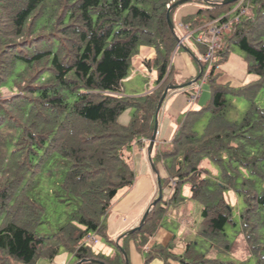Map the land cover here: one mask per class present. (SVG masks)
<instances>
[{
  "label": "trees",
  "instance_id": "16d2710c",
  "mask_svg": "<svg viewBox=\"0 0 264 264\" xmlns=\"http://www.w3.org/2000/svg\"><path fill=\"white\" fill-rule=\"evenodd\" d=\"M180 1L0 0V264L52 262L61 250L70 264H130L131 242L143 264H247L253 257L264 264V107L257 103L264 90V0H247L238 20L227 16L238 1L174 6ZM192 3L198 11L181 21L189 30L215 20L229 25L208 70L210 98L185 114L165 148L153 147V168L160 163L166 174L161 190H172L165 206H152L139 231L110 240L112 255L97 254L85 238L108 239L112 204L134 184L132 159L125 155L151 139L164 90L179 85L169 67L177 43L174 14ZM195 45L206 53L205 44ZM142 46L155 50V60L144 65L156 69V88L124 96L122 83ZM234 46L245 56L247 75L255 77L238 87L219 82ZM199 64L202 78L207 64ZM227 96L248 102L238 122L226 118ZM127 110L132 115L122 125ZM206 115L198 134L194 128ZM205 160L215 174L202 167ZM184 184L201 206L200 246L188 242L177 254L172 242H149L167 206L183 201ZM230 192L241 203L237 220ZM50 206L61 210L43 233Z\"/></svg>",
  "mask_w": 264,
  "mask_h": 264
},
{
  "label": "rangeland",
  "instance_id": "374dc122",
  "mask_svg": "<svg viewBox=\"0 0 264 264\" xmlns=\"http://www.w3.org/2000/svg\"><path fill=\"white\" fill-rule=\"evenodd\" d=\"M184 5H188V4H184ZM184 5H182L181 7H183ZM192 5H194V3H192ZM181 7H179L176 10L175 14L180 10ZM196 7L198 6L196 5ZM180 24L183 25L182 22L179 23L174 22L175 32L177 34V43L171 58L174 55L182 53L181 48H183L185 44L187 43L194 44L193 39L192 40L189 39L184 41L180 46H178V42L183 37L182 30L180 29ZM196 36L197 34H194V38ZM132 72H133V68L129 73L131 79L133 78ZM219 72L223 74L222 77L219 79V81L222 83L223 81L229 82L232 86H238V84L241 85L255 80L254 76L247 75L245 71V56L235 46L232 47L227 62L220 67ZM154 77L155 75H153V77H149V73L147 77H141L140 75H136L134 77L133 82L123 84L124 88L126 89L125 92L128 93L130 89H134L135 92H137L136 96L143 95L146 90H149L151 87H153ZM125 96L127 95L125 94ZM226 99L228 100V104H229L226 115L227 120L238 122L242 118L245 111L247 110L248 102L245 101L243 98L233 97V96H227ZM257 103L258 105L264 107V90L260 93ZM190 107H193L195 109L197 105L193 103ZM131 115H132V110H127L126 112H124L119 119L120 124L126 125L129 122ZM207 119H208V115L201 118L199 122L196 124L194 129L198 134L202 133L203 128L207 124ZM182 120H183V116H180L177 119H175L172 124L173 127L176 129L181 124ZM158 139L164 140L165 138L164 136H162L159 137ZM149 141L143 140L141 144L134 146V149L128 151V154L125 155L126 157H130L132 159V165L135 176L134 184L131 188L121 190L118 193L116 199L122 201L121 204L118 205V208L124 206L122 205L124 203H127L128 206L124 207L122 209L123 211L121 212L117 209L113 210L112 211L113 213L111 212V214L105 220L106 226L111 224H115V225L126 224L128 226L131 224L129 226L130 230L133 227L134 228L138 227L146 212L157 201L158 199L157 177L165 179L166 174L164 168L160 163L157 164L156 170L152 168V162L150 163L147 153ZM158 142L159 140L157 141V145L159 148L166 147L164 143L162 146H159ZM152 155H153V150H152ZM202 167L207 171H209L211 174H215L217 172L215 166L207 160H205L202 163ZM172 186H174V184H172ZM161 191H162L161 201L159 200L158 201L159 203L158 202L157 203L162 206H165L164 202L169 200L172 190L171 188L163 187ZM226 195H227L226 198H228L227 201L233 207V218L234 220H237L238 211L241 209V203L238 201L236 196L233 195V193L230 192L227 193ZM180 197L183 199V201L181 200L179 204H172L170 206H167V209L163 212L162 219L160 222V226H161L160 232L163 231L167 232L164 235L166 239L172 242V245L174 246V251L177 254H181L184 245L188 242H193L195 244V247L200 246V238L197 237L196 231L198 224L200 222L201 206L190 199L188 184L182 185ZM49 208L50 209L48 214V223L43 225V228L41 230V232L43 231V233L50 232V230H47V226H52L53 223H56V219L58 218L59 211L61 210L58 207L55 208L50 206ZM226 231L231 236V229L227 228ZM109 233L110 232L107 227L106 234L108 236V239L97 237L93 234H90L86 236L85 242L91 246L93 251L98 250L100 252L106 254L108 253V255H111L114 253L115 246L111 245L109 241L112 240L116 242L120 236ZM125 233H123L121 236H123ZM105 250H107V252H104ZM145 250H147V247H144V251ZM59 253L61 256H68V258H70L71 261V256L67 252L61 250ZM235 257L237 259L243 258L240 253L236 254ZM152 262H153L152 264H156L157 260ZM254 263H255L254 257L249 258L247 264H254Z\"/></svg>",
  "mask_w": 264,
  "mask_h": 264
},
{
  "label": "crops",
  "instance_id": "0c3cea01",
  "mask_svg": "<svg viewBox=\"0 0 264 264\" xmlns=\"http://www.w3.org/2000/svg\"><path fill=\"white\" fill-rule=\"evenodd\" d=\"M197 9L198 7H196V5H192V4L184 5L175 14L174 22L175 23L181 22L183 18H186L188 16L195 14L197 12ZM181 49H182V53H179L172 57L169 67L172 66L174 70L175 79L179 84L178 86H184V87L177 88L176 90H169L159 110L158 118H157L158 119V130H157V135H156L157 141L159 140L158 142L159 146H162L163 143L164 145H167L168 142L175 135L176 130L180 126L179 125L176 129L173 127L172 124L175 119H177L180 116H183L184 118L185 114L189 110L194 109L193 107H190L193 103L197 105L196 108H199V107L204 106L210 98V91H209L208 85L206 84V82L202 80V78H198L199 73H201L202 67L199 64L200 54L196 46L194 44L187 43ZM155 58H156V54H155L154 49L150 47H145V46L140 47L138 50V53L132 59L131 69L133 68V72H132L133 78L131 79V76H128V78L125 79L122 84L133 82L134 77L136 75H140L141 77H147L149 73V77H153V75H155L153 79L154 85L149 90H146L143 95L154 90L156 88L155 82L157 80V71L155 68L147 69L144 63L148 61H154ZM222 75L220 76V78L222 77ZM223 83H229V82L223 81ZM241 85L238 84V86H241ZM238 86H234V87H238ZM125 90L126 89L124 88V85H123L122 91H123L124 96L125 94L128 97L137 95V92H135L134 89H130L128 93H126ZM191 97H195L196 98L195 101L193 102L190 101ZM162 136H164L165 138L164 140L158 139L159 137H162ZM157 141L155 140L156 144H157ZM121 202H122L121 200L120 201L117 199L114 200L112 207L106 218H108V216L111 214L113 210L117 209L121 212L123 211L122 209L124 207L128 206L127 203H124L122 204L124 206L118 208V205H120ZM130 225L127 226L126 224L124 225L111 224L106 227H108L109 229V232H110L109 234H115L121 237L123 233H125L126 231L128 232V230H130V227H129ZM165 233L167 232L166 231L160 232V229H159L154 235V237L150 240L149 243L153 244L156 242L161 245L168 244L170 240L166 239L164 235ZM128 251H129L128 256H129L130 264H143V256L140 252H138L135 249L133 242L129 244ZM95 252L97 254L109 256L108 253L106 254L98 250ZM104 252H107V250H105ZM35 264H70V258H68V256H61L60 253H58V255L55 257V259L52 262L39 260ZM156 264H160V262L157 261Z\"/></svg>",
  "mask_w": 264,
  "mask_h": 264
},
{
  "label": "built area",
  "instance_id": "2783aa9c",
  "mask_svg": "<svg viewBox=\"0 0 264 264\" xmlns=\"http://www.w3.org/2000/svg\"><path fill=\"white\" fill-rule=\"evenodd\" d=\"M246 5L247 0H238V3L233 6L227 16L231 19L233 18V20H238L242 15L245 14ZM228 26V24H221L219 20H215L198 30L192 31L189 30L187 26L180 24V29L182 30L183 37L178 42V46L189 39H193L194 44H205L207 46L206 53L200 56V61L207 64L205 74L202 76V80L204 82H206L208 70L210 67V63L212 62L214 53L217 49H219L221 45V32L225 29H228ZM194 34H197L195 38ZM190 101H195V97H191Z\"/></svg>",
  "mask_w": 264,
  "mask_h": 264
},
{
  "label": "water",
  "instance_id": "95a60500",
  "mask_svg": "<svg viewBox=\"0 0 264 264\" xmlns=\"http://www.w3.org/2000/svg\"><path fill=\"white\" fill-rule=\"evenodd\" d=\"M186 0H182L178 3H176L174 6H179L183 3H185ZM238 0H229V1H226L224 2L225 4H231V3H235L237 2ZM172 6V7H174ZM167 22H168V25H169V28L170 30L173 32V26L170 22V19L169 17L167 16ZM201 73H202V70H201ZM201 73H199L198 75V78H200L201 76ZM195 81V80H194ZM184 86H174V85H169L166 87V89L164 90L159 102H158V105H157V108H156V111H155V117H154V131H153V135L149 141V145H148V148H147V153H148V158H149V161L150 163L152 162V159H151V155H152V150H153V147H154V144H155V140H156V135H157V130H158V113H159V110L162 106V103L168 93L169 90H176L177 88H183ZM152 168H153V165H152ZM157 183H158V199L157 201L153 204V206L159 201L161 200V195H162V191H161V184H160V178L157 177ZM150 209L146 212V214L144 215V217L142 218L140 224L138 227H135L134 229H131L130 231L126 232L123 236H127V235H131L133 234L135 231H139L142 226L144 225V222H145V219L149 213ZM116 243H118V240L116 241ZM118 250L120 251V253L122 254V256H124L125 258V262L127 263V260H126V256H125V253L124 251L119 247Z\"/></svg>",
  "mask_w": 264,
  "mask_h": 264
}]
</instances>
